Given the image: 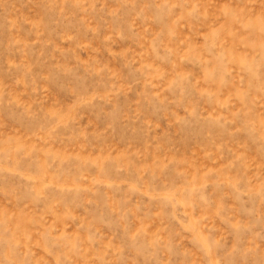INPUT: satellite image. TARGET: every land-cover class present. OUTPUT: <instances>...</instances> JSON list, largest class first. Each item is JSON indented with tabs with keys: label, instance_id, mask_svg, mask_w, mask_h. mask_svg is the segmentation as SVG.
<instances>
[{
	"label": "rangeland",
	"instance_id": "1",
	"mask_svg": "<svg viewBox=\"0 0 264 264\" xmlns=\"http://www.w3.org/2000/svg\"><path fill=\"white\" fill-rule=\"evenodd\" d=\"M0 264H264V0H0Z\"/></svg>",
	"mask_w": 264,
	"mask_h": 264
}]
</instances>
